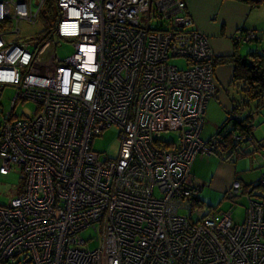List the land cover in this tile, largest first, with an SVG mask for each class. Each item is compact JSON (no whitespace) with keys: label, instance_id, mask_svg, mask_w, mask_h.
<instances>
[{"label":"built area","instance_id":"built-area-1","mask_svg":"<svg viewBox=\"0 0 264 264\" xmlns=\"http://www.w3.org/2000/svg\"><path fill=\"white\" fill-rule=\"evenodd\" d=\"M153 2L168 27L141 20L152 0H0V104L2 88H14L10 107L0 106V172L16 168L22 179L0 202V262L264 264L263 193L248 194L241 221L229 209L191 215L201 188L186 181L193 160L213 152L226 124L201 134L214 52L185 0ZM51 38L73 43L63 62L44 63ZM26 99L35 108L17 114ZM111 123L114 155L90 145ZM166 128L179 137L164 140ZM240 187L234 179L228 195ZM89 226L97 233L85 237Z\"/></svg>","mask_w":264,"mask_h":264},{"label":"rangeland","instance_id":"rangeland-1","mask_svg":"<svg viewBox=\"0 0 264 264\" xmlns=\"http://www.w3.org/2000/svg\"><path fill=\"white\" fill-rule=\"evenodd\" d=\"M152 0L151 16L147 19V10L143 12L141 20L149 21V25L153 27H168L169 18L163 11L158 10ZM57 8L53 5L52 13L56 16ZM48 20L44 15L39 14V26L46 25ZM22 29H28L31 27L29 23L21 21ZM248 43L250 41H244ZM74 50L73 43L67 38H62L58 41L51 38V41L46 47L44 63L50 64V59L53 55L58 54L62 59L57 62H63L65 58ZM172 62L178 63L180 66L186 64L185 56H172ZM215 59V57H214ZM216 90L219 88L218 84H215ZM14 94V88L11 86H5L1 92V107L9 108L11 102V96ZM216 95V93H215ZM214 95V96H215ZM211 96L210 98L214 97ZM209 98V99H210ZM215 98V97H214ZM210 102V100H208ZM206 109V115L210 119L205 121L203 134L208 136L216 131L217 124L214 123V113L209 107ZM36 106V102L33 99H26L19 101L13 110L17 114L32 113ZM254 106V105H253ZM253 108V107H252ZM253 110V132L257 137L264 135V104L258 108L254 106ZM212 116V117H211ZM223 119V118H222ZM160 136L164 140L177 139L179 137V131L176 128H166L159 131ZM93 149L100 152H106L108 154H116L120 145L119 127L115 123L106 125L100 132L96 133L90 143ZM254 147V146H251ZM250 151L237 154L234 156H225L221 158V154L217 152L202 153L197 155L193 160L190 174L187 178V184L201 185L200 190L196 193L199 194V198L193 201L191 215L193 218L198 217L200 214L209 210H231V216L234 221H241L245 215L246 205L248 203V194L255 195L256 193L264 194V186L259 184L260 174L264 170V153L260 147L250 148ZM1 162V159H0ZM234 179H238L241 183L238 194L229 196L228 193L231 190V186ZM21 173L16 168L10 169L8 172H0V202L7 203L10 196L18 191L19 184L21 183ZM184 212H189L190 209H182ZM81 233L88 237L89 235H95L97 230L94 227H86ZM91 246L97 244L96 240H89ZM18 257H12L5 263H15Z\"/></svg>","mask_w":264,"mask_h":264},{"label":"crops","instance_id":"crops-1","mask_svg":"<svg viewBox=\"0 0 264 264\" xmlns=\"http://www.w3.org/2000/svg\"><path fill=\"white\" fill-rule=\"evenodd\" d=\"M185 1L187 10L192 15L195 24L209 36L213 48L214 80L219 88L216 90L215 98H210V102H208L215 115L214 123L219 126L227 114V107L231 104L226 86L229 84L234 68L233 62L222 59L224 58L222 55L232 53L235 49L241 55L248 54L252 49L264 50V0H260L258 3L253 0ZM250 29L254 31L253 37L250 39L241 38V35ZM244 41L250 42L245 43ZM209 119L210 115L208 117L205 114V121ZM201 134L204 137L209 136H205L203 132ZM254 138L264 141V135L257 137L254 134ZM221 158L223 157L221 156ZM199 186L201 187V185Z\"/></svg>","mask_w":264,"mask_h":264},{"label":"trees","instance_id":"trees-1","mask_svg":"<svg viewBox=\"0 0 264 264\" xmlns=\"http://www.w3.org/2000/svg\"><path fill=\"white\" fill-rule=\"evenodd\" d=\"M253 1L258 3L260 0ZM252 37L253 35L250 36ZM222 56L224 57L222 59L231 60L234 65L229 84L226 86L231 104L226 109L227 114L221 123L226 122V124L224 129L219 131L220 135L215 140L216 145L213 152L221 154L222 157L223 155L234 156L246 153L256 146L264 152V141L254 138L255 124L252 110L254 106L258 108L264 104V50H250L248 56L252 60L246 62L242 61L241 54L236 49ZM225 126L228 128L225 129ZM235 132L241 137L235 139L233 137ZM194 198L198 199L199 194L194 195ZM5 262L2 261L0 264H6ZM11 264H19L18 259Z\"/></svg>","mask_w":264,"mask_h":264},{"label":"water","instance_id":"water-1","mask_svg":"<svg viewBox=\"0 0 264 264\" xmlns=\"http://www.w3.org/2000/svg\"><path fill=\"white\" fill-rule=\"evenodd\" d=\"M241 59H242V61H244V62H246V61H248V60H252V59L248 56L247 53H243V54L241 55Z\"/></svg>","mask_w":264,"mask_h":264}]
</instances>
